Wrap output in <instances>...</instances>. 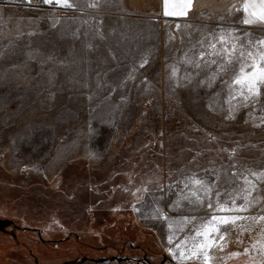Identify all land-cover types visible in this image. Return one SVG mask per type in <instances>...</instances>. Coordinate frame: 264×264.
Here are the masks:
<instances>
[{"label":"rangeland","instance_id":"1","mask_svg":"<svg viewBox=\"0 0 264 264\" xmlns=\"http://www.w3.org/2000/svg\"><path fill=\"white\" fill-rule=\"evenodd\" d=\"M95 18L89 7L80 12L0 0V264H175L164 251L166 222L143 219L146 208L134 212L132 191L166 186L182 168L195 171L189 162L197 152L201 167L227 169L235 147L234 159L264 169V110L237 107L234 118L225 119L229 97L221 80L231 74L217 73L215 65L194 70L187 63L198 49L181 45L180 32L185 41L189 36L184 25L177 31L171 24L169 31L158 23L113 17L99 25L101 39ZM188 25L200 30L190 33L193 42L204 29L227 27L223 21ZM239 28L264 36L256 26ZM144 49L150 54L140 67ZM173 63L177 78L199 74L177 86L168 66ZM254 182L261 191L253 195L264 203V181ZM178 202L180 211L165 208L177 229L179 217L189 215L185 202ZM242 215L264 212L254 208ZM259 225L264 221L251 233L257 240ZM249 235L232 230L220 255H241L224 264L249 261L253 254L243 255Z\"/></svg>","mask_w":264,"mask_h":264},{"label":"snow or ice","instance_id":"2","mask_svg":"<svg viewBox=\"0 0 264 264\" xmlns=\"http://www.w3.org/2000/svg\"><path fill=\"white\" fill-rule=\"evenodd\" d=\"M106 2L107 0H91L81 6L71 0H43L45 5L73 8L80 12H83L85 7L99 9L102 3ZM193 9L194 0H162V16L165 18L189 17L190 12L195 14ZM242 13L241 23L243 25L256 26L264 30V0H244ZM95 19L97 20L96 35L104 39V34L99 30V25L103 23V20L100 17ZM151 19L158 20V17L150 15ZM220 19L227 24V27L217 25L214 29H204L201 39L195 42L190 33L200 30L187 23L184 25V28L189 30V36L185 41V33L180 32L181 45L187 43L192 48L198 49L196 59L189 58L187 63L194 70L215 65L217 73L231 74L230 80H221V84L228 88L229 97V110L225 119L234 118L233 114L237 107L249 108L251 106V110L255 111L257 106H261L264 110V99H262L264 98V36L256 37L250 32H241L239 24L234 19L229 20L224 16ZM57 22H54L52 26L55 27ZM165 25L171 31L172 26L168 25L166 20ZM175 29L180 31L181 24L176 23ZM217 29H219L218 35ZM236 32H241V34L235 35ZM119 37L120 39L127 38L122 32L119 33ZM169 39L173 40L175 36L170 35ZM147 54H150V50H141L140 67L148 63ZM27 55L30 60L36 59L32 52ZM205 57L213 58L209 61ZM51 59L53 57L49 55L47 60ZM113 59H115L114 56ZM165 59L168 60L169 57L166 56ZM168 66L171 67V77L177 78L178 68L175 63ZM198 74V71L186 73L185 76L176 79V85L184 86L181 84V79L191 83L192 76ZM211 79L215 80V75ZM199 83L203 84L204 81L201 80ZM237 98L240 104L232 105L230 101ZM261 123H264V118H261ZM89 130L92 131L91 126ZM212 139L214 140L215 137ZM239 147L244 146L239 145ZM218 151L228 150L220 148ZM236 153L237 148L235 147L229 151L227 169L223 165L217 169L201 167L197 161L200 153L197 152V155L193 156L192 161L189 162L196 169L195 171L182 168L175 173L174 178L166 186L157 183L152 189L144 185L132 191L134 202L130 206L134 212H142V209L146 208L148 211L143 212V219L166 222L169 234L165 237L164 251L175 264H224L228 257L240 256L241 253L238 251H231L228 257L220 255L228 247V238L232 230L236 228H239L241 233L247 231L250 234L251 244L243 248V255L249 256L250 252L253 255L246 264H264V225H259L258 235L261 239L257 240L251 235L258 226V222L264 221V215H242L254 208L258 212H264L261 196L253 195L254 192L261 191L254 180L264 181V169L253 170L247 161L234 159ZM93 155L89 153L90 157ZM215 163L213 160L208 161L209 165ZM169 176L173 174L170 172ZM124 191H129V189L125 188ZM173 197L177 199L173 200ZM170 200L171 203H169ZM179 200L185 202L183 210L189 215L179 217V228L177 229L174 227L177 223L176 218L170 216L165 208L180 211ZM137 205L140 206L137 207ZM196 213L203 214L196 215ZM53 223H58V221L53 220ZM246 224L247 227H245ZM186 225L190 227L185 231ZM241 240L242 237L238 235L237 241Z\"/></svg>","mask_w":264,"mask_h":264},{"label":"crops","instance_id":"3","mask_svg":"<svg viewBox=\"0 0 264 264\" xmlns=\"http://www.w3.org/2000/svg\"><path fill=\"white\" fill-rule=\"evenodd\" d=\"M243 2L244 0H194V15L190 12L189 17L165 18L162 16V0H119L118 3L115 0H107L99 9H95V16L102 18L105 23L108 18L114 17L129 22H154L159 26H166L165 20L168 25L216 23L220 22V18L224 16L246 26L241 23ZM150 15L158 17V20H150Z\"/></svg>","mask_w":264,"mask_h":264},{"label":"built area","instance_id":"4","mask_svg":"<svg viewBox=\"0 0 264 264\" xmlns=\"http://www.w3.org/2000/svg\"><path fill=\"white\" fill-rule=\"evenodd\" d=\"M35 6H47L43 3V0H32Z\"/></svg>","mask_w":264,"mask_h":264}]
</instances>
